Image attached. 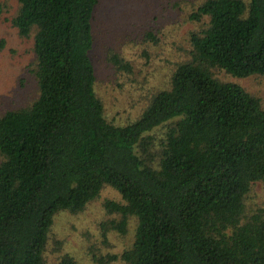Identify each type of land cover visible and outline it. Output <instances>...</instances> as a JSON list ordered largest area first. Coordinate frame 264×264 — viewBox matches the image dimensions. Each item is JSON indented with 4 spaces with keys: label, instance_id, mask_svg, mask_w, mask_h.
Returning <instances> with one entry per match:
<instances>
[{
    "label": "trees",
    "instance_id": "16d2710c",
    "mask_svg": "<svg viewBox=\"0 0 264 264\" xmlns=\"http://www.w3.org/2000/svg\"><path fill=\"white\" fill-rule=\"evenodd\" d=\"M15 1L14 16L0 1V20L33 34L38 94L0 112V264H48L55 214L83 211L104 185L122 201L103 203L115 216L102 235L136 226L127 249L97 264H264V206L246 204L253 184L264 188V103L217 76H264V0L195 3L186 50L174 49L161 84L139 86L129 102L142 108L122 126L95 93L100 0Z\"/></svg>",
    "mask_w": 264,
    "mask_h": 264
},
{
    "label": "rangeland",
    "instance_id": "374dc122",
    "mask_svg": "<svg viewBox=\"0 0 264 264\" xmlns=\"http://www.w3.org/2000/svg\"><path fill=\"white\" fill-rule=\"evenodd\" d=\"M0 1L8 16L16 14L15 0ZM200 1L186 0L176 6L173 0H100L95 14L92 61L96 71L95 93L109 122L122 126L120 116L142 108L140 103L129 102L144 94L139 90L141 84H161L172 65L174 49L183 47L181 51H185L188 44L184 37L197 28L189 16L192 6ZM32 37V33L19 36L9 22L0 20V112L25 106L38 94ZM116 53L129 61L130 71L115 69L109 59ZM217 76L243 85L264 103V76L236 78L222 70ZM106 200L122 201L117 190L104 185L83 211L72 214L62 210L55 214L52 236L44 252L48 264H59L64 254L73 257L77 264H97V259L107 260L132 244L134 218H130L126 234L111 230L106 237L102 235L101 224L115 216L104 209ZM246 202L251 208L264 206L260 182L253 184ZM107 264L122 263L118 259Z\"/></svg>",
    "mask_w": 264,
    "mask_h": 264
}]
</instances>
